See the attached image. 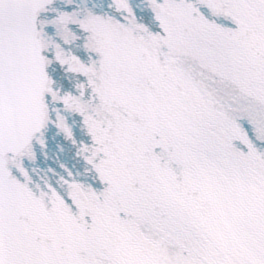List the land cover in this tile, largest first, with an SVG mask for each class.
<instances>
[{
  "label": "snow or ice",
  "instance_id": "1",
  "mask_svg": "<svg viewBox=\"0 0 264 264\" xmlns=\"http://www.w3.org/2000/svg\"><path fill=\"white\" fill-rule=\"evenodd\" d=\"M0 264H264V0H0Z\"/></svg>",
  "mask_w": 264,
  "mask_h": 264
}]
</instances>
